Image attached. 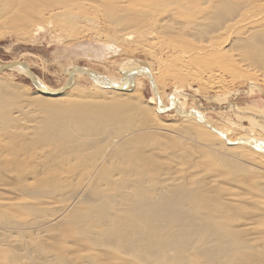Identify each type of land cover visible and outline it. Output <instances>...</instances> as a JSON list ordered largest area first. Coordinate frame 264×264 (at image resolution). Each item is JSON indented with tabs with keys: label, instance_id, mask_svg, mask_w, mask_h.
I'll return each instance as SVG.
<instances>
[{
	"label": "bare ground",
	"instance_id": "6f19581e",
	"mask_svg": "<svg viewBox=\"0 0 264 264\" xmlns=\"http://www.w3.org/2000/svg\"><path fill=\"white\" fill-rule=\"evenodd\" d=\"M82 8L88 10L83 17L72 12ZM45 16L51 23L55 21L52 30L62 31L69 39L86 36L84 32L97 28L99 17L106 18L105 52L142 50L155 63L159 78L171 79L180 92L191 82L206 83L204 91L219 90L227 73V82L249 81L250 90L259 91L256 81L264 83V0H0V19L13 24L19 33L28 35L35 29L34 21ZM103 48L95 49L97 55ZM4 64L10 68L0 73L28 74L15 63L0 66ZM129 66L126 73L137 69L138 74L126 80L124 74L103 75L81 67L109 80L111 86L88 73L74 72L95 80L93 97L80 93L68 97L69 93L51 89L35 75L41 87L35 94L14 87L2 90L0 85V233L12 239L1 237L0 243L5 241L0 245L1 259L6 257L4 252L18 258L17 247L24 249L22 258L28 259L35 251L32 244L26 246L25 231L43 225L57 229L58 235L51 229V237H59L61 247L70 239L71 250L84 252L87 264H94L99 253L108 264H264L263 255L256 256L251 241H258L264 250V200L217 182L223 173L239 187L247 184L264 189V149H257L254 142V147L237 144L242 136L264 141V115L252 122L258 132L219 127L210 120L195 123L192 134L191 125L184 124L190 131L188 134L185 128V135L194 137V131L204 135V129L213 132H206L207 143L200 150L201 159L217 171L204 177V186L198 188L202 179L189 177L192 173L182 172L184 167L173 172L168 162L158 166V158L166 157L162 154L164 142L149 148L144 145L154 138L150 136H160L167 129L172 132L173 127L160 120L153 102L149 108L138 100L145 85L142 76L154 92L158 88L148 62L134 61ZM260 98L256 94L247 110L261 114ZM180 104L159 106L167 110ZM22 122L26 125L22 129L14 125ZM191 137L186 139L194 142L197 138ZM12 172H16L15 179L10 178ZM15 194L18 196L13 197ZM19 194L29 200L20 199ZM29 207L38 214L30 211L33 217L27 221L22 213ZM42 254L37 255L47 262ZM66 259L61 263H68Z\"/></svg>",
	"mask_w": 264,
	"mask_h": 264
},
{
	"label": "rangeland",
	"instance_id": "374dc122",
	"mask_svg": "<svg viewBox=\"0 0 264 264\" xmlns=\"http://www.w3.org/2000/svg\"><path fill=\"white\" fill-rule=\"evenodd\" d=\"M72 12L74 14L78 15L79 17H83L88 12V10L82 8V9H75ZM2 20H3V18L0 19V64L6 63V62H11V63H15V64H17L23 68H26L25 70L33 73L36 77H38L41 80V82L44 85L50 87L51 89L61 88L60 89L61 92L59 91V93H66L67 95L69 93L70 95H68V97L73 98V97H76V95H78L77 97H79L80 94L82 95L81 97H84L83 95H85V96L89 95V97H90V95H92V92L93 93L95 92L94 91L95 90L94 89V85H95L94 81L95 80L88 77L87 75H82V76L81 75H73L72 77H69V72L72 68L85 67L91 71H94V72H97V73H100L103 75L117 76V75H121V74L125 75L127 68L130 67L129 66L130 63H132L134 61H136L137 63H138V61L139 62L140 61H147L148 62L147 69H148V71H150L151 74L154 73L156 79L158 80L157 81L158 84H156V87L158 85V88H156V92H154V90L151 86V83H149L150 81L145 76H142V79L144 80L145 85H143V87H142L143 90L141 89L139 91V95H141V97L138 96V94H137L138 98H140V99H138L137 96H136V98L139 100L140 104H142V103L144 104L142 106H146V105L148 106L149 103H150L149 105H152L151 103L153 102V105L156 107V109L160 115V117H159L160 120L164 121L165 123H168L171 129L173 127V131H175L174 129L177 128L178 131H175L176 134L177 133H183L184 136L180 135L181 136V138H180L179 134L176 135L175 132L173 134V131L169 132V131H167L168 130L167 129L166 130L167 132L165 130H164V133L162 132L165 136L162 133H160V136L157 135L158 137L157 136H150V137H154V138H151L152 139L151 142H150V140H147V141L145 140L144 145L147 144L145 146H146V148H149L150 146H152V147L155 146L156 143H158L157 144L158 146H159V144L160 145L161 144L162 145L167 144L168 149L166 150L167 147L164 145L165 150L163 149L164 152L162 151V154L164 153L166 155V157L160 156L158 158L159 159L157 161L158 166L162 162H164V163L168 162L170 165H172L171 171H173V172H174V170H176L178 172L179 169H182L184 167L182 169V172H184V171L187 172V170H188L189 173L190 172L192 173L191 175H189V173H187L189 175V177L191 176L192 178H196L198 181L199 180L201 181V179H202V182L198 183V185H200V186H198V188L201 186H204L205 182H203V181L206 180L205 178H207L211 174L215 173L217 170H215V167L213 165H209V164L207 165V162L204 161L203 159H201L202 152L200 150L201 144L203 145L204 143H207L205 141L206 132L209 133L210 135H212L213 132H209L208 129H204L203 132L204 131L205 132L203 135L201 133H197L194 131V134L195 133L196 134L193 137L192 136L193 132L191 131V129H195L193 125L197 122L198 123L200 122V124H202L206 121H209V122L212 121V124L214 122L219 127L220 126H230L232 128H236V129H239L241 131H243V129H245V128H248V129H252L254 131L256 128L254 126H252V122L255 119L259 118V115H264V83L261 80H258L255 82L257 84L256 86L258 87L259 91L254 90V89H251L252 90L251 91L249 88L251 85V82H249V81L237 82L236 81L233 84H230L229 82H227V80L229 79V76H226V75L228 73L227 74L224 73L222 75H225V74L226 75L222 76V77L226 78V80L223 81L224 84L222 87H220L219 90L216 89L215 87H213V88H209V89L206 88L205 90H207V91H204L203 87L205 86L204 84H206V83L198 84L196 82H191L188 85H184L182 88V92H180L179 89L173 85V82L171 81V79L167 78L164 80V79L159 78L158 74L156 73L157 69H156L155 63H152L151 59L142 50L134 49V47H132L131 48L132 51L130 50L127 52L123 51L121 48H119L116 53L110 54L108 51L105 52L106 51V50H104L105 44L102 41L106 40V36H105L106 30H104V29L106 27H108V24L106 22L107 21L106 18H104L102 16L98 18L97 22H95L98 24L96 27L101 28V29L98 28L101 33L95 32L97 28H95V29L91 28L89 32H88V30H87V32H84L86 36L80 35V36H77L78 38L75 37L78 41L75 40V38L69 39L66 36V34L62 33V31H59L58 29L52 30V28H54L53 23L55 21H53V23H51L50 19H47L46 16L44 19L41 18V19H36L34 21L33 24H34L35 29H33V31L28 32L27 33L28 35H25V33H23V32H21V33L17 32L16 28H14L13 24L9 23L8 25H6L7 22L6 23H5V21L2 22ZM83 24H85V22ZM10 26H11V28H10ZM12 26H13L15 32L12 30ZM36 26L38 28H36ZM79 39H80V41H79ZM98 45H99V47H102V48L104 47L103 48L104 53L102 52L99 55H97V53L95 52V49L99 48ZM90 46H92V47H90ZM152 65H153V67H152ZM10 73H13V74H10ZM0 85L2 86V90L9 88V87H14V89L16 88L20 91H22L24 89V93H28V95L38 93L41 89L40 83L36 79L31 78L29 73L28 74L25 72L18 73L15 71L14 72L6 71L5 73H3V72L0 73ZM235 91H238V93H236ZM78 93H80V94H78ZM140 93H142V94H140ZM181 93H184V94H181ZM256 94H258L261 97L260 99L263 103L262 110H260L261 114L247 110V109L252 108V106H251L252 101H254L253 98L255 97ZM184 95H186V96L184 97ZM92 97H93V95H92ZM156 98L158 99L160 104L157 103ZM137 99L136 100L134 99L133 101H135V103H138ZM142 100H144V101H142ZM145 102H146V105H145ZM177 102H181L182 104L174 106V107L169 108L167 110H162L159 106V105H162V106L168 107V106H170V104L177 103ZM227 116H230V118H228ZM162 117H163V119H162ZM26 124H28V123H26ZM184 124L185 125L187 124L186 126H188V124L191 125L189 130L192 132V134H191L192 137L187 135V134L185 135L184 129L186 128V130L188 131L189 126H188V128L186 126L184 128ZM215 124H213V125H215ZM14 125L15 126L19 125V127H18L19 129H22L21 127H26L25 123H24L25 126H23V122H22V124L17 123ZM180 127H183V130ZM170 128H169V130H170ZM179 129H181V130H179ZM190 131H188V134L190 133ZM256 131L258 132L257 129L255 130V132ZM171 134H173V135H171ZM197 135L200 138L197 137ZM187 137H191L194 140H195V137H197V138H199L200 141L197 140V138H196V140L199 141V143H197L196 140H195L196 142L195 141L192 142L191 140L186 139ZM175 138H178V139L180 138V139L178 140ZM166 139H167V141H166ZM183 140L184 141L186 140L187 142L186 141L184 142ZM146 142H149V143H146ZM163 142H164V144H163ZM177 142H178V144H177ZM253 142L256 144L254 145ZM148 144H150V145H148ZM195 144H197L198 146H196ZM237 144H244V145H248L249 147L255 146V147H257V149L260 146V148L262 150L264 149V145H263L264 141L262 139L256 140V139H252V137L250 138L247 136H242V138H240L237 141ZM250 144H251V146H250ZM145 146H142V147L144 148ZM184 147L187 149H185ZM172 148L174 149V151H172L173 150ZM172 152H175V153H172ZM181 152H183V153H181ZM185 154L187 156H190V157L185 156ZM174 155H176V156H174ZM194 155L198 156V157H195ZM187 158H188V160H187ZM183 159H185L186 161ZM189 159H191V160L193 159L194 161L192 160V162H191V160H189ZM200 160H202L203 162ZM196 161H198V162H196ZM41 162H42V160H41ZM183 162H185V163H183ZM194 162H196L194 165H197V166H195V168L193 165ZM25 163H27V162H25ZM174 163H175V165H174ZM39 164H42V163L39 162L38 167H39ZM180 164H182V165H180ZM185 164L187 165V167L185 166ZM192 165H193V167H190ZM185 167H186V170H185ZM189 167H190V169H189ZM39 168H40L39 170H41L42 165ZM180 172H181V170H180ZM15 175H16V172H12L10 174V178L15 179ZM220 175H221L219 177L220 179L217 177L218 178L217 182H219L223 185L225 184L224 186H226V187L230 186L229 189H231L232 191H239L240 190L241 192L248 193L249 196L254 195L252 197L255 200L256 199H258V200L263 199L264 200V197L262 196V195H264V194H262V193H264L263 192L264 189H262L263 191L261 190V188L259 190H258V188L252 189L247 184H244L243 186L239 187V186L235 185V183H233L230 180L231 176H228V174L222 173ZM253 191H255V192H253ZM259 193L262 195H260ZM14 196L17 197L18 194L13 195V197ZM19 197H20V199H21V197H23L22 199L25 198L26 200H29L23 194L20 195ZM27 210H29V211H27ZM27 210L25 213H22L24 218L22 216L21 217L23 219L27 220L29 218H32L33 215L37 216V214H38L37 211H35L36 212V214H35L33 211L35 209L32 210L30 207L27 208ZM30 211H32L34 214ZM24 214H26L27 217ZM30 214H33V215H31L32 217L29 216ZM42 214H43V212H42ZM44 214H45V212H44ZM39 216H40V218H42V217L46 218L45 216L41 217L40 213H39ZM44 218H42V219H44ZM41 226L43 228L41 227V229H40L39 228L40 226H39L38 227L39 230L37 228H36L37 230H35L34 227H31L30 230L26 229V231H25L26 236H25V233L23 232L24 233L23 236H25V237H23V240L26 243L28 242L26 246L30 247L32 244L31 248H33L35 252L38 251V253L40 252V254L45 253V255L42 254L41 257L43 256L47 260V262L42 261V258L40 259V255L38 257V255H37L38 253H35V252L29 254L31 256L28 255L30 257V260H29L28 256H27L28 259L22 258V255H24V253L22 254L21 251L24 252L23 251L24 249L18 250L17 246H16L17 248H15V250L18 251V253L20 252L21 256H20V254H18L19 255L18 258H20V260H18V258H16L17 259L16 260L15 258L11 257L10 254L8 255L7 252H4L2 255L5 254L6 257L3 256L2 259H4V258L5 259L2 260L1 259L2 256H1L0 257L1 262L2 263L5 262L3 264H7L8 261L10 264H18V263L19 264H21V263L22 264H48V261H49V264H52L53 263L52 261H54V264H57V263L62 264L61 262L65 261L64 259H66L64 257L68 256L66 259V260H68V263L73 260L74 262L76 261L75 262L76 264H78V262H79V264H87L83 261V257L85 256L84 252H82V251L77 252V251L71 250V246H69V244L71 242L70 239L67 238L66 243H64V244L61 243L62 244V247H61V245L58 241L59 237L56 236L57 239L51 237L53 231H56L57 229L54 226H51V228L49 227V229L45 228L43 225H41ZM32 228H34V229H32ZM49 231H52V232L49 233ZM30 232H31V234H30ZM34 232H36V233H34ZM28 233H29V235L32 236V238H31L32 240L30 239L31 236L27 235ZM57 233H58L57 231L54 232V234H57ZM13 234H11V235H13ZM7 235H8L7 233L6 234L0 233V238L4 237V238H8L9 240H12V239H10L11 237H7ZM36 236H37V238H36ZM53 237H55V236H53ZM40 238H41V240H40ZM26 239H28V240L30 239L29 240L30 242L28 240L26 241ZM3 240L4 239L1 238L0 242ZM54 240H56V241H54ZM251 241H252V244L255 245L254 246L255 247V250H254L255 253H256V251L259 253V254L256 253V256L257 255L259 256L260 254H262L263 256L262 255H260V256L264 257V250H263V247L261 246V244L257 243L258 241L255 242V240H251ZM37 242H39L38 243L39 246H38ZM51 242H52V244H51ZM56 242H57V245L55 244ZM2 243H5V241ZM2 243H0V245ZM53 244H54V246H53ZM35 245H37L38 248ZM40 247H42V248H40ZM66 247H68L69 249ZM50 248H52V249H50ZM49 251H51V252H49ZM104 251H105V249H104ZM61 252L65 255H63ZM6 253H7V255H6ZM18 255H16V256H18ZM99 255H100V253L98 254V256L96 258L97 261L95 260L94 264H96V262L98 264H102V263L108 264L104 260H101V259H103V257L102 256L99 257ZM7 256H8V258H7ZM12 256H14V255H12ZM51 256H53L54 259ZM34 257L36 258V260L32 259ZM55 257H57V260L55 259ZM21 258H22V260H21ZM60 258H62L63 260L60 261L59 260ZM6 259H9V260L6 261ZM13 259H15V261H12ZM23 260L25 261V263ZM31 260L33 262H30ZM2 263H0V264H2ZM68 263L66 261L63 264H68Z\"/></svg>",
	"mask_w": 264,
	"mask_h": 264
},
{
	"label": "water",
	"instance_id": "95a60500",
	"mask_svg": "<svg viewBox=\"0 0 264 264\" xmlns=\"http://www.w3.org/2000/svg\"><path fill=\"white\" fill-rule=\"evenodd\" d=\"M9 68H10L9 65H5L4 64V65H1L0 66V71H3L5 69H9ZM77 71L82 72V73H88V74H90L91 77L94 78V79H96L99 83H102V84L107 85V86H111L112 85V83L109 80H104L102 77H99L98 74H96L94 72L93 73L87 72L85 69H83L81 67H75V68L71 69L70 76L69 77H72L73 73L74 72H77ZM27 72L29 73V75H30L31 78L34 76V74L31 73L30 71H27ZM134 74H138V70L137 69L136 70H133L132 69V70L127 71V73L124 75L123 79L126 80V78H129L128 76H132Z\"/></svg>",
	"mask_w": 264,
	"mask_h": 264
}]
</instances>
